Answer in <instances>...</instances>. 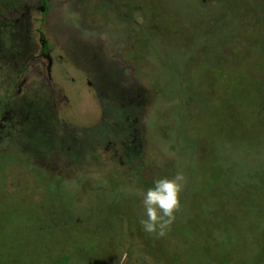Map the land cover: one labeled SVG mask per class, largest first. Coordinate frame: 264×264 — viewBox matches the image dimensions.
Returning <instances> with one entry per match:
<instances>
[{
  "label": "rangeland",
  "instance_id": "1",
  "mask_svg": "<svg viewBox=\"0 0 264 264\" xmlns=\"http://www.w3.org/2000/svg\"><path fill=\"white\" fill-rule=\"evenodd\" d=\"M130 1L144 6L148 30L129 2L48 0L32 11L34 32L71 137L102 127L103 110L119 133L114 115L134 91L120 95L116 82L148 86L142 177L183 172L175 221L163 237L142 230L136 192L150 185L137 174L83 154L59 165V179L13 142L0 151V264H264V0ZM24 2L0 0V11Z\"/></svg>",
  "mask_w": 264,
  "mask_h": 264
},
{
  "label": "trees",
  "instance_id": "2",
  "mask_svg": "<svg viewBox=\"0 0 264 264\" xmlns=\"http://www.w3.org/2000/svg\"><path fill=\"white\" fill-rule=\"evenodd\" d=\"M47 1L31 0L15 7L11 5L12 9L8 12L0 11V62L5 66V70L10 69L5 87L6 98H8L6 104L0 99V121L3 124L0 127V151L4 145L7 144V148L9 143L13 142H16L13 144H16L22 153L31 149L33 164L41 168L47 166L48 170L56 171L52 176H57L59 179L61 176L56 174L60 173L61 164L65 167L76 166L78 156L84 157L83 154H85L98 166L99 164L107 165V169H111L112 166L124 175L125 171H130L125 176L137 174L141 178L140 184L151 186L154 179L142 177L152 163L143 157L145 156L144 140L140 136L139 127L140 117L153 99L148 86L140 84L121 86L116 82L120 95L134 91V94H129L132 95V100L128 99V103H132L131 106L124 105V108L122 106L119 110L120 114L114 115L121 126H117L119 129L117 134L108 131L110 127L106 125L105 110L99 121L103 126L89 127V130L85 129L88 128L85 126L78 127L77 138L75 135L71 137L72 126L67 118L58 117L47 81L45 63L42 60V55L47 53V48L41 44L42 37L37 38L35 35L32 12L37 8V4H40V10L43 12L48 8ZM117 1L129 2L135 11L141 13L137 27L140 26L145 31L149 29L151 22L143 5L130 0ZM145 8L148 7L145 6ZM55 57L58 61L56 64L63 62L62 54H57ZM11 100L18 102L19 109L10 105ZM103 104L104 101L99 102L100 107H103ZM99 129L100 133H98ZM91 135L96 136L97 142L92 140L94 143H87ZM112 135L118 139H110L109 136ZM72 140L73 145H71ZM76 142L79 146L78 151H76ZM107 143L111 148L108 147L109 156L105 157ZM74 146H76L77 154L73 152ZM152 168L157 169L153 165Z\"/></svg>",
  "mask_w": 264,
  "mask_h": 264
},
{
  "label": "clouds",
  "instance_id": "3",
  "mask_svg": "<svg viewBox=\"0 0 264 264\" xmlns=\"http://www.w3.org/2000/svg\"><path fill=\"white\" fill-rule=\"evenodd\" d=\"M185 183V175L178 171L171 177H157L151 186L136 192L143 209L139 224L145 233L156 237L167 234L180 208V194Z\"/></svg>",
  "mask_w": 264,
  "mask_h": 264
},
{
  "label": "flooded vegetation",
  "instance_id": "4",
  "mask_svg": "<svg viewBox=\"0 0 264 264\" xmlns=\"http://www.w3.org/2000/svg\"><path fill=\"white\" fill-rule=\"evenodd\" d=\"M3 126L2 122L0 121V127Z\"/></svg>",
  "mask_w": 264,
  "mask_h": 264
}]
</instances>
